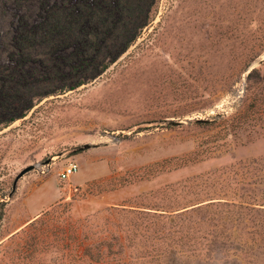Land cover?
Instances as JSON below:
<instances>
[{"label":"rangeland","instance_id":"1","mask_svg":"<svg viewBox=\"0 0 264 264\" xmlns=\"http://www.w3.org/2000/svg\"><path fill=\"white\" fill-rule=\"evenodd\" d=\"M263 57L264 0H157L103 75L0 128V264H28L23 231L36 219L67 247L74 223L109 209L125 211L123 224L184 223L203 245L153 264H264V130L197 124L237 114L245 72ZM254 69L263 76L264 62Z\"/></svg>","mask_w":264,"mask_h":264},{"label":"trees","instance_id":"2","mask_svg":"<svg viewBox=\"0 0 264 264\" xmlns=\"http://www.w3.org/2000/svg\"><path fill=\"white\" fill-rule=\"evenodd\" d=\"M156 1L0 0V128L24 119L37 102L103 75L149 26ZM256 72L247 76L235 116L219 114L197 124H219L225 118L226 123L238 124L235 128L241 126V132L263 131L264 75L254 77ZM123 212L109 209L105 217L74 223L75 238L67 247L62 238L49 241L47 220L38 218L23 231L32 241L30 254L24 250L23 259L45 264L35 259L37 253L54 251L49 264H153L168 254L195 255L202 250L184 223L167 226L157 216L136 215L129 218L131 224H123L118 216ZM123 219L127 221V216ZM138 244L143 248L136 256Z\"/></svg>","mask_w":264,"mask_h":264},{"label":"built area","instance_id":"3","mask_svg":"<svg viewBox=\"0 0 264 264\" xmlns=\"http://www.w3.org/2000/svg\"><path fill=\"white\" fill-rule=\"evenodd\" d=\"M79 167L76 164H71L68 167H66L61 173L60 178L64 181L69 180L72 176H74L76 173H78Z\"/></svg>","mask_w":264,"mask_h":264},{"label":"water","instance_id":"4","mask_svg":"<svg viewBox=\"0 0 264 264\" xmlns=\"http://www.w3.org/2000/svg\"><path fill=\"white\" fill-rule=\"evenodd\" d=\"M264 62V57L263 58H261L260 60H258V61H256V62H254L250 67H248V69L246 70V72H245V76H248V74L257 66V64H262ZM29 170H31V169H28V170H26V171H23L22 173H21V175H19V177L18 178H20L21 176H23L26 172H28Z\"/></svg>","mask_w":264,"mask_h":264}]
</instances>
